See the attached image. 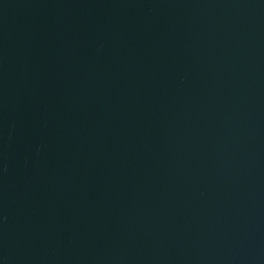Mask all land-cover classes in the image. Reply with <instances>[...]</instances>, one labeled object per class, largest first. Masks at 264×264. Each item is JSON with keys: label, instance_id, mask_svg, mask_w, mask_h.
Returning a JSON list of instances; mask_svg holds the SVG:
<instances>
[{"label": "water", "instance_id": "1", "mask_svg": "<svg viewBox=\"0 0 264 264\" xmlns=\"http://www.w3.org/2000/svg\"><path fill=\"white\" fill-rule=\"evenodd\" d=\"M0 264H264V0H0Z\"/></svg>", "mask_w": 264, "mask_h": 264}]
</instances>
